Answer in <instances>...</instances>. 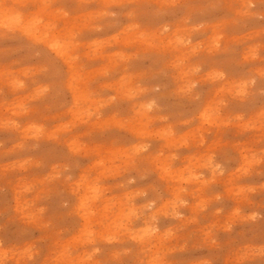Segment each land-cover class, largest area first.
I'll return each mask as SVG.
<instances>
[{"label": "rangeland", "instance_id": "obj_1", "mask_svg": "<svg viewBox=\"0 0 264 264\" xmlns=\"http://www.w3.org/2000/svg\"><path fill=\"white\" fill-rule=\"evenodd\" d=\"M0 264H264V0H0Z\"/></svg>", "mask_w": 264, "mask_h": 264}, {"label": "clouds", "instance_id": "obj_2", "mask_svg": "<svg viewBox=\"0 0 264 264\" xmlns=\"http://www.w3.org/2000/svg\"><path fill=\"white\" fill-rule=\"evenodd\" d=\"M149 108H151V105H148Z\"/></svg>", "mask_w": 264, "mask_h": 264}]
</instances>
